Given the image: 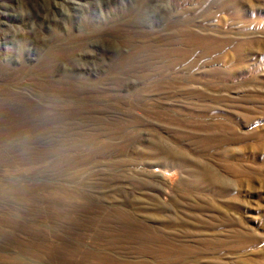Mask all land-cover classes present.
<instances>
[{
  "label": "rangeland",
  "instance_id": "374dc122",
  "mask_svg": "<svg viewBox=\"0 0 264 264\" xmlns=\"http://www.w3.org/2000/svg\"><path fill=\"white\" fill-rule=\"evenodd\" d=\"M227 1L0 0V264H264V0Z\"/></svg>",
  "mask_w": 264,
  "mask_h": 264
},
{
  "label": "bare ground",
  "instance_id": "6f19581e",
  "mask_svg": "<svg viewBox=\"0 0 264 264\" xmlns=\"http://www.w3.org/2000/svg\"><path fill=\"white\" fill-rule=\"evenodd\" d=\"M228 1H229V0H228ZM228 1H227V2H228ZM244 1H245V0H244ZM221 2H222V1H221ZM223 2H225V1H223ZM237 2H238V1H237ZM237 2H236V3H237ZM244 3H245V2H244ZM233 4H234V3H233ZM240 5H241V4H240ZM221 6H222V5H221ZM229 6H230V4H229ZM237 6H238V4H237ZM222 7H223V6H222ZM235 7H236V6H235ZM223 8H224V7H223ZM223 8H222L221 10H223ZM232 9H234V7H233ZM221 10H220V11H221ZM225 10H226V9H225ZM229 10L231 11V8H230ZM229 10H226V11H229ZM223 11H224V10H223ZM233 11H234V10H233ZM229 13H230V12H229ZM235 15H236V14H235ZM238 16H239V15H238ZM232 17H233V16H232ZM234 17H236V16H234ZM237 18H238V17H237ZM239 18H243V15H242L241 17H239ZM243 19H244V18H243ZM234 20H235V19H234ZM239 20H240V19H239ZM241 22H242V20H241ZM241 22H239V23H241ZM254 22H256V21H254ZM237 23H238V22H237ZM242 23H243V22H242ZM244 23H245V22H244ZM180 31H181V30H180ZM191 32H192V31H191ZM191 32H190V33H191ZM179 33H180V32H179ZM185 33H186V31H185ZM190 33H189V34H190ZM186 34H187V33H186ZM173 35H174V34H173ZM180 35H182V34H180ZM191 35H192V33H191ZM198 36H200V35H198ZM183 37H185V36H183ZM188 37H190V36H187V38H188ZM192 37H193V36H192ZM206 37H207V36H206ZM206 37H205V38H206ZM209 37H210V36H209ZM203 38H204V37H203ZM214 38H215V37H214ZM183 39H184V38H183ZM217 39H218V38H217ZM219 40H221V38H220ZM251 40H252V39H251ZM221 41H223V40H221ZM229 41H230V40H229ZM245 41H246V40H245ZM245 41H244V42H245ZM261 41H262V40H261ZM183 42H184V41H183ZM249 42H250V41H249ZM255 42H256V41H255ZM184 43L186 44V42H184ZM258 43H259V42H258ZM213 44H214V43H213ZM263 44H264V43H263ZM186 45H188V44H186ZM191 45H192V44H191ZM194 45H195V44H194ZM209 45H210V44H208V46H207V45H206V46L209 47ZM211 45H212V43H211ZM215 45H216V44H215ZM245 45H246V44H245ZM196 46H197V45H196ZM218 46H219V45H218ZM221 46H222V45H221ZM203 47H204V46H203ZM199 48L202 49V47H200V46H199ZM216 49H217V48H216ZM203 50H204V48H203ZM205 50L208 51V49H205ZM209 50H210V48H209ZM219 50H220V49H219ZM216 51H218V49H217ZM209 53H210V52H209ZM212 53H213V52H212ZM212 53H211V54H212ZM214 53H215V52H214ZM173 66H174V65H173ZM178 71H179V70H178ZM213 71H214V70H213ZM217 71H218V70H217ZM228 71H229V70H228ZM209 72H210V71H209ZM225 72H226V71H225ZM230 72H231V71H230ZM213 73H214V74H213ZM213 73L211 72V74L215 75V72H213ZM221 73H222V72H221ZM228 74H230V73L228 72ZM228 74H227V76H228ZM218 76H219V75H218ZM230 77H232V76H230ZM82 84H83V83H82ZM94 88H95V87H94ZM96 89H97V88H96ZM196 89H197V88H196ZM196 89H195V90H196ZM188 90H189V89H188ZM195 90H194V91H195ZM170 91H171V90H170ZM177 91H178V90H177ZM184 91H185V89H184ZM184 91H183V93L186 92V91H185V92H184ZM172 92H173V91H172ZM180 92H181V91H180ZM207 92H208V91H207ZM156 93H157V92H156ZM178 93H179V92H178ZM183 93H182V95H183ZM187 93H188V92H187ZM176 94H177V93H176ZM176 94H175V95H176ZM208 94H209V93H208ZM184 95H185V94H184ZM186 95H187V94H186ZM190 95H191V94H190ZM196 95H197V94H196ZM206 95H207V94H206ZM161 96H163V95H161ZM199 96H200V95H199ZM203 96H204V95H203ZM213 97H214V96H213ZM213 97H212V98H213ZM210 98H211V97H210ZM201 99H202V98H201ZM205 100H206V99H205ZM192 101H193V100H192ZM188 102H189V101H188ZM199 103H200V102H199ZM190 104H191V103H190ZM192 104H193V103H192ZM186 105H187V104H186ZM186 105H184V106H186ZM206 105H207V104H206ZM187 106H188V105H187ZM196 106H197V105H196ZM196 106H194V107H196ZM210 106H211V105H210ZM210 106H209L208 108H210ZM190 107H191V105H190ZM190 107H189V108H190ZM187 108H188V107H187ZM208 108H207V109H208ZM169 109H170V108H169ZM204 109H205V108H204ZM211 109H213V108L211 107L210 110H209V109H208V110L211 111ZM208 110L205 109V111H208ZM213 110H214V109H213ZM213 110H212V111H213ZM95 111H96V110H95ZM209 111H208V112H209ZM89 112H90V111H89ZM175 112H176V111H175ZM175 114H176V113H175ZM195 116H196V115H195ZM195 116H194V117H195ZM182 120H183V119H182ZM215 123H216V122H215ZM202 124H203V123H202ZM205 124H206V123H205ZM123 129H124V128H123ZM126 140H127V139H126ZM158 145H159V144H158ZM166 150H167V149H166ZM170 150H171V149H170ZM168 153H169V152H168ZM173 153H174V152H173ZM169 155H171V154L169 153ZM172 156H174V155H172ZM187 157H188V156H187ZM177 158H178V157H177ZM185 158H186V157H185ZM189 160H190V159H189ZM176 161H177V160H176ZM194 162H195V161H194ZM172 163H173V162H172ZM187 163H189V162H187ZM108 164H109V163H108ZM175 164H176V163H175ZM171 165H172V164H171ZM107 168H108V167H107ZM205 170H206V169H205ZM188 171H189V170H188ZM189 172H190V175H191L192 178H191V179L188 178V179L190 180L189 184H190V187H191L192 189H198V188H201V186H205V185H208V184H209V181H210V179H209V176H210V175H209V172H205V173H204V172H198L197 170H194V169L190 170ZM211 180H212V177H211ZM213 182H214V181H213ZM101 184H102V183H101ZM104 185H105V184H104ZM182 188H184V187H182ZM183 190H184V189H183ZM151 194H152V193H151ZM91 198H92V197H91ZM91 198H90V199H91ZM87 199H88V197H87ZM185 200H186V199H185ZM178 203H179V202H178ZM141 204H142V203H141ZM141 204H140V205H141ZM170 204H171V203H170ZM88 205H89V204H88ZM145 205H146V204H145ZM179 205H180V204H179ZM85 206H87V205H85ZM138 206H139V204H138ZM141 206H142V205H141ZM91 207H92V206H91ZM143 207H144V206H143ZM180 207H182V206H180ZM85 209H87V208L85 207ZM139 209H140V208H139ZM109 213H110V212H109ZM109 213H108V214H109ZM120 213H121V212H120ZM144 213H145V212H144ZM62 214H63V213H62ZM66 214H67V213H66ZM153 215H154V214H153ZM62 216H64V215H62ZM67 216H68V215H67ZM113 216H114V215H113ZM113 216H112V217H113ZM124 216H125V215H124ZM156 216H157V215H156ZM126 217H127V216H126ZM147 217H148V215H147ZM154 217H155V216H154ZM92 218H93V217H92ZM127 218H128V217H127ZM149 218H150V217H149ZM178 218H179V217H178ZM69 219H70V217H69ZM115 219H116V218H115ZM124 220H125V219H124ZM131 220H132V219H131ZM140 220H141V219H140ZM170 223H171V222H170ZM177 223H178V222H177ZM91 224H92V223H91ZM172 224H173V223H172ZM86 225H87V224H86ZM183 225L185 226V224H183ZM173 226H174V224H173ZM186 226H187V225H186ZM140 227H141V226H140ZM87 228H88V227H87ZM123 228H124V227H123ZM175 229H176V228H175ZM125 230H126V229H125ZM137 230H138V229H137ZM101 232H102V231H101ZM120 232H121V231H120ZM172 232H173V231H172ZM232 232H233V230H232ZM83 233H84V232H83ZM148 233H149V231H148ZM150 233H151V232H150ZM178 233H179V232H178ZM173 234H174V233H173ZM96 235H97V234H96ZM156 235H157V234H156ZM164 235H165V234H164ZM166 235H167V234H166ZM179 235H180V234H179ZM181 235H182V234H181ZM137 236H139V235H137ZM152 236H153V235H152ZM162 236H163V235H162ZM169 236H171V235H169ZM174 236H175V235H174ZM82 237H83V235H82ZM149 237H150V236H149ZM111 238H112V237H111ZM171 238H172V236H171ZM251 238H252V237H251ZM125 239H126V238H125ZM154 239H155V238H154ZM168 239H169V238H168ZM194 239H195V238H194ZM176 240H177V239H176ZM182 240H183V239H182ZM254 240H256V238H255ZM160 241L162 242V240H160ZM107 242H108V241H107ZM116 242H117V241H116ZM158 242H159V241H158ZM74 243H75V241H74ZM110 243H111V242H110ZM110 243H109V244H110ZM113 243H114V242H113ZM153 243H154V242H153ZM174 243H175V242H174ZM71 244H72V243H71ZM162 244H163V243H162ZM189 244H190V243H189ZM204 244H205V243H204ZM76 245H77V244H76ZM154 245H157V244H154ZM166 245H167V244H166ZM210 245H211V244H210ZM222 245H223V244H222ZM222 245H221V246H222ZM80 246H81V245H80ZM117 246H118V245H117ZM142 246H144V245L141 244V247H142ZM207 246H208V245H207ZM223 246H225V245H223ZM81 247H82V246H81ZM144 247H145V246H144ZM151 247H152V246H150V248H151ZM153 247H154V246H153ZM159 247H160V246H159ZM114 248H115V247H114ZM145 248H149V247H145ZM156 248H157V246H156ZM201 248H202V247H201ZM222 248H223V247H222ZM103 249H105V248H103ZM108 249H109V248H108ZM117 249H118V248H117ZM139 249H140V248H139ZM157 249H159V248H157ZM220 249H221V248H220ZM96 250H97V249H96ZM105 250H106V249H105ZM112 250H113V249H112ZM145 250H146V249H145ZM160 250H161V249H160ZM167 250H168V248H167ZM170 250H171V249H170ZM87 251H88V250H87ZM149 251H150V250H149ZM153 251H154V250H153ZM171 251H172V250H171ZM206 251H207V250H205V252H206ZM221 251H222V250H221ZM106 252H107V251H106ZM143 252H144V251H143ZM168 252H169V251H168ZM201 252H202V251H201ZM219 252H220V251H219ZM231 252H232V251H231ZM196 253H197V251H196ZM217 253H218V252H217ZM124 254H125V253H124ZM147 254H148V253H147ZM186 254H187V253H186ZM186 254H185V255H186ZM204 254H205V253H204ZM206 254H207V253H206ZM67 255H68V254H67ZM87 255H88V254H87ZM87 255H86V256H87ZM89 256H90V254H89ZM93 256H94V255H93ZM168 256H170V255H168ZM174 256H175V255H174ZM180 256H181V255H180ZM166 257H167V256H166ZM185 257H186V256H185ZM187 257L190 258L189 255H188ZM192 257H195V256H192ZM192 257H191V258H192ZM81 259H82V258H81ZM161 259H162V258H161ZM169 259H170V258H169ZM165 260H166V259H165ZM183 260H184V259H183ZM183 260H182V261H183ZM244 261H245V259H244ZM218 262H221V261H218ZM218 262H217V263H218ZM249 262H250V261H249ZM221 264H222V263H221ZM244 264H245V263H244ZM248 264H249V263H248Z\"/></svg>",
  "mask_w": 264,
  "mask_h": 264
}]
</instances>
